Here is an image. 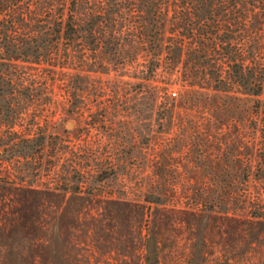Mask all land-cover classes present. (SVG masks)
I'll use <instances>...</instances> for the list:
<instances>
[{
  "label": "rangeland",
  "instance_id": "rangeland-1",
  "mask_svg": "<svg viewBox=\"0 0 264 264\" xmlns=\"http://www.w3.org/2000/svg\"><path fill=\"white\" fill-rule=\"evenodd\" d=\"M17 3L0 264H264V0Z\"/></svg>",
  "mask_w": 264,
  "mask_h": 264
},
{
  "label": "trees",
  "instance_id": "trees-1",
  "mask_svg": "<svg viewBox=\"0 0 264 264\" xmlns=\"http://www.w3.org/2000/svg\"><path fill=\"white\" fill-rule=\"evenodd\" d=\"M19 0H12V19H11V25L14 27V25L21 21L23 18V13L22 10H19L18 6H17V2ZM71 4H73V1H71ZM73 9V6L71 5L67 11V15L64 17L63 13L61 12V10L59 12L56 13V17L55 19H57V30H56V39L58 37H64V38H71V34L68 30H73V21H72V14L71 11ZM2 11V9H0V12ZM68 31V32H67ZM55 43V42H53ZM10 51L13 53H16L17 55H22V56H29V55H33V56H39L40 54V48L36 45H28L27 42H22L13 39V41L10 43ZM55 54V52H53V55ZM18 112L16 111V109L14 108V106H12L8 111H7V116H11V119H16L18 117ZM6 147V146H5ZM73 188H77V187H73Z\"/></svg>",
  "mask_w": 264,
  "mask_h": 264
},
{
  "label": "built area",
  "instance_id": "built-area-1",
  "mask_svg": "<svg viewBox=\"0 0 264 264\" xmlns=\"http://www.w3.org/2000/svg\"><path fill=\"white\" fill-rule=\"evenodd\" d=\"M172 94H174V93H172Z\"/></svg>",
  "mask_w": 264,
  "mask_h": 264
}]
</instances>
